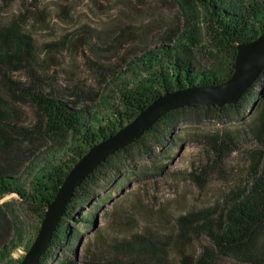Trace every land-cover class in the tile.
I'll list each match as a JSON object with an SVG mask.
<instances>
[{"label": "trees", "instance_id": "obj_1", "mask_svg": "<svg viewBox=\"0 0 264 264\" xmlns=\"http://www.w3.org/2000/svg\"><path fill=\"white\" fill-rule=\"evenodd\" d=\"M181 1L186 24L182 33L177 32L175 43L143 52L136 63L128 65L130 76L117 75L115 91L107 96L92 94L95 102L90 104L79 96L67 101L34 85L24 87L14 81L13 68L25 54L30 55V35L24 30L29 19L21 13L7 25L0 22V200L14 195L26 205L37 223L34 234L67 173L89 148L115 134L162 94L224 82L233 72L236 46L264 36V0ZM202 31L209 40L207 52L217 58V69L202 70L192 61V48L202 45ZM263 75L264 70L233 105H197L163 114L133 144L107 158L75 190L39 264L56 259L54 250L60 246L76 247L78 237L69 233L68 223L114 172L116 162L132 149H149V143L158 148L161 138L172 135L177 126L190 120L191 112L203 110L225 120L240 121L249 109H254L255 118L248 132L264 147V99L259 103L261 94L256 90ZM23 103L37 115L29 125L20 120L19 106ZM44 140L53 146L44 147L40 153L39 143ZM241 145L240 140L226 133L217 135L210 147L216 162L221 163ZM246 155L245 179L213 208L178 216L175 229L168 233L144 230L142 234L113 236L96 232L85 247L83 259L78 261L74 250L69 264H169L174 246L179 247L192 230L202 233L209 246L197 256L181 253L179 264H213L218 258L264 264V148ZM8 205H0V264H19L23 256L16 251L23 236L18 229L1 225L6 216L2 209ZM31 244L29 240L25 245L26 252Z\"/></svg>", "mask_w": 264, "mask_h": 264}, {"label": "rangeland", "instance_id": "obj_2", "mask_svg": "<svg viewBox=\"0 0 264 264\" xmlns=\"http://www.w3.org/2000/svg\"><path fill=\"white\" fill-rule=\"evenodd\" d=\"M182 5L181 0H0L3 25L21 13L29 19L24 30L30 35V55L17 63L11 78L67 101L79 96L87 104L95 102L91 95L107 96L115 91L117 75L130 76L128 65L136 63L143 52L175 43L177 32L182 33L186 24ZM200 37L202 45L192 48L195 67L219 68L217 58L207 52L209 40L203 31ZM256 90L261 103L264 75ZM19 107L21 122L33 123L37 115L30 106L23 103ZM255 114L256 110L249 109L244 120L230 121L203 110L191 112L190 120L161 138L158 148L149 143V149L124 154L90 202L79 207L69 221V233L78 237L76 247H58L54 250L58 257L44 264H69L74 250L81 261L85 247L99 231L113 236L142 234L144 230L168 233L175 229L178 216L213 208L245 179L246 152L264 148L248 132ZM226 133L242 145L219 163L210 145L217 135ZM39 145L42 153L53 143L44 140ZM3 203L9 205L2 209L6 216L1 225L18 229L23 237L16 253L24 256L25 245L36 235L35 217L14 195L0 200ZM114 207L117 211L112 212ZM113 225L118 229H112ZM207 246V238L192 230L179 247L174 246L169 264H179L181 253L197 256ZM213 264L240 263L218 258Z\"/></svg>", "mask_w": 264, "mask_h": 264}, {"label": "water", "instance_id": "obj_3", "mask_svg": "<svg viewBox=\"0 0 264 264\" xmlns=\"http://www.w3.org/2000/svg\"><path fill=\"white\" fill-rule=\"evenodd\" d=\"M236 51L233 72L224 82L162 94L115 134L89 148L67 173L19 264H39L75 190L107 158L150 130L163 114L197 105L222 108L237 103L264 70V36L238 44Z\"/></svg>", "mask_w": 264, "mask_h": 264}]
</instances>
